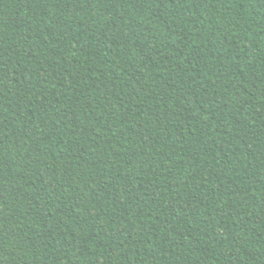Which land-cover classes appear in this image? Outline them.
Segmentation results:
<instances>
[{"label": "trees", "instance_id": "obj_1", "mask_svg": "<svg viewBox=\"0 0 264 264\" xmlns=\"http://www.w3.org/2000/svg\"><path fill=\"white\" fill-rule=\"evenodd\" d=\"M0 264H264V0H0Z\"/></svg>", "mask_w": 264, "mask_h": 264}, {"label": "snow or ice", "instance_id": "obj_2", "mask_svg": "<svg viewBox=\"0 0 264 264\" xmlns=\"http://www.w3.org/2000/svg\"><path fill=\"white\" fill-rule=\"evenodd\" d=\"M3 259H5L2 255H0V260H3Z\"/></svg>", "mask_w": 264, "mask_h": 264}]
</instances>
